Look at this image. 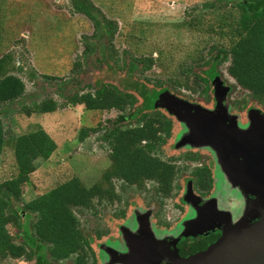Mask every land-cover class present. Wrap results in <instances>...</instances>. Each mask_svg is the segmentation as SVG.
<instances>
[{"label": "rangeland", "instance_id": "374dc122", "mask_svg": "<svg viewBox=\"0 0 264 264\" xmlns=\"http://www.w3.org/2000/svg\"><path fill=\"white\" fill-rule=\"evenodd\" d=\"M72 1L0 0V58L8 56V66L25 83L24 94L1 112L5 132L7 136L21 134L40 126L57 142L50 158L36 159L37 168L30 175V183L23 187L21 198L13 200L12 206L20 210L23 202L73 176H78L86 186L101 183L105 188L112 183L119 197L94 199L93 207H76L72 211L89 240L86 250L91 253L90 264H130L127 260L112 259L127 253L123 248L125 235L131 234L135 241L139 238L136 230H141L155 238L143 243L159 244L174 234L180 224L188 222L183 221L189 214L185 212L189 201L183 198L187 181L194 180L195 194L203 192L194 173L197 168L206 166L210 173L208 197L219 195L220 204L224 199L233 216L235 209L242 207L245 195L218 169L212 149L187 138L185 122L164 106L165 91L202 107L210 108L216 102L212 86L202 91L203 83L192 81V73L185 72V68L194 60H201L202 55L208 56L206 43L218 38L221 30H226V34L238 26L240 11L236 0H91L118 26L111 39H99L92 37V21L75 12ZM220 40L227 41L224 37ZM87 43L93 48L84 53ZM150 56L154 61L147 68L136 61ZM132 61L137 66L129 69ZM228 64L226 60L217 66L220 78L231 86L222 103L235 115L240 112L244 116L247 107L264 114V101L253 100L249 91L236 83L227 71ZM100 83H113L133 92L137 109L147 104L171 119L170 136L156 152L179 169L169 194L157 192L155 180H145L140 187L125 184L122 188L121 180L113 178L109 182L104 178L111 161L109 144L102 135L112 127L108 120L119 113L117 110H86L83 105H68L30 116L21 111L22 106L44 98L62 104L65 98L93 91ZM240 116L237 115L239 121ZM85 127L97 129L80 140ZM15 172L13 151L5 145L0 150V181ZM22 215L23 219L29 215L30 225L36 216L28 210ZM8 228L19 241L18 227L9 224ZM163 234L165 238L159 239ZM72 258L61 264H71ZM30 262L24 258H0V264Z\"/></svg>", "mask_w": 264, "mask_h": 264}, {"label": "trees", "instance_id": "16d2710c", "mask_svg": "<svg viewBox=\"0 0 264 264\" xmlns=\"http://www.w3.org/2000/svg\"><path fill=\"white\" fill-rule=\"evenodd\" d=\"M72 6L75 12L84 14L92 21L93 38L111 39L116 33V22L107 18L91 0H73ZM235 6L240 11L238 26L226 34H223L226 30H221L218 38L209 40L206 43L208 56L202 55L201 60H194L185 68V72L192 73V81L202 82V91L205 92L209 86L213 87V80L218 76L217 66L228 60L227 71L236 83L248 90L253 100L263 102L264 0H236ZM221 37L227 41L220 40ZM92 48V44L87 43L84 53ZM7 58H0V150L5 145L11 147L16 172L0 181V258L24 257L32 261L30 264H61L74 255V264H88L91 253L86 246L90 245L89 240L80 230L79 219L72 210L76 207H93L94 199L101 201L119 195L115 193L112 183L105 188L101 183L86 186L78 176H73L23 202L22 209L13 208V200H19L23 187L30 183V175L37 168L36 159L50 158L57 148V142L40 126L32 131L7 136L1 112L25 92L23 79L12 72ZM136 61L147 68L154 58L140 57ZM136 66L132 61L128 68L134 69ZM136 102L137 97L133 92L120 89L113 83H100L93 91L87 90L65 98L62 104L53 98H44L22 106L21 111L30 116L33 113L53 112L68 105H83L86 110H117L119 113L108 120L112 127L102 135L109 144L111 161L104 178L109 182L113 178L121 180L122 188L125 184L140 187L145 180H155L156 191L169 194L179 169L173 161L164 160L156 152L170 136L171 119L159 108L147 104L137 109ZM96 129L82 128L80 140ZM197 174L200 186H211L212 179L207 170H199ZM24 210L36 214L31 225L28 223L29 215L23 219ZM9 224L18 227L19 241L10 233Z\"/></svg>", "mask_w": 264, "mask_h": 264}, {"label": "water", "instance_id": "95a60500", "mask_svg": "<svg viewBox=\"0 0 264 264\" xmlns=\"http://www.w3.org/2000/svg\"><path fill=\"white\" fill-rule=\"evenodd\" d=\"M213 87L217 102L222 103L230 86L224 84L218 75L213 80ZM165 95L164 106L168 107L179 120L185 122L188 128L186 137L197 141L202 146L211 147L217 154L223 171L229 175L234 184L240 183L233 179L234 175H239L243 183L242 191L245 194L257 195L258 199L261 197L260 205H257L261 210L257 211L253 205L255 211L261 216L252 222L245 220L246 218L239 220L231 228L226 229L221 237L205 250L186 257H180L176 252L165 253L161 259L166 256L172 257L169 264H264V202L262 200L264 173L261 169L264 159V131L259 130L260 125H264V114L258 109H250L249 116L252 120L250 128L240 131L237 135H232L222 128L217 118L208 115V110L199 104H192L168 91H165ZM232 118L236 117L232 116ZM236 159L239 166L244 168L239 173H235L232 166V162L234 160L236 162ZM187 188L184 198L196 204L193 199H198V195L193 193L190 184ZM215 199L211 197L208 202ZM125 239L128 251L120 256L123 260L130 259L131 262L135 260L136 264L139 262L150 264L152 262L145 260V256L151 257L159 250L162 253L157 243L140 242L136 244L130 234L125 235Z\"/></svg>", "mask_w": 264, "mask_h": 264}, {"label": "flooded vegetation", "instance_id": "af4514ba", "mask_svg": "<svg viewBox=\"0 0 264 264\" xmlns=\"http://www.w3.org/2000/svg\"><path fill=\"white\" fill-rule=\"evenodd\" d=\"M224 84H225V82H224ZM230 89H231V86H230ZM212 92L214 93V87H212ZM203 108L208 110L207 111L208 115L217 118V120L220 122L222 128L229 134L237 135V133H240V131L250 128V126L252 125V120L249 116L250 115L249 111L251 108H248V107L245 108L244 116L240 112L239 113L241 114V116L239 113L237 114L238 116L241 117V121H239V119H237V115L234 114L235 111H232V112L228 111V106L226 103L225 104L224 103H218L216 100L215 103L210 105V108L209 107H203ZM204 113H205V111H204ZM207 113H205V114H207ZM232 116H235L236 118L233 119ZM259 130L264 131V125L261 124L259 127ZM207 147H209V146H207ZM209 148L212 149L211 147H209ZM212 151L214 153V156L217 158V154L215 153V151L213 149H212ZM217 165H218V169L221 168V170L223 171L219 159H217ZM232 166H233V169L236 171L235 173H239V172H241V170L244 169V168L242 169V167L239 166L237 159H236V162H235V160H234V162H232ZM205 167L206 166H204L203 168H197L194 171L197 178H198L197 171L207 170V168H205ZM261 169H262V172L264 173V159L262 160ZM234 176H235L233 178L234 181L236 179V180H238V183L240 182L239 184H236V185L240 186L241 190H243V187H242L243 183H241V181H240V179H241V178H239L240 176L239 175H234ZM226 177L232 181V179L229 177L228 174L226 175ZM187 183L188 184H186V188H185L184 193L187 192V190H188L187 187L189 186V184L193 190L194 180L192 181V179H189L187 181ZM201 189H202L201 191H203V192L199 193L200 195L198 194L199 198L193 199L196 202V204L193 201L192 202L189 201V205H188L189 207L186 206L185 212H186V214L187 213H189V214L187 215L186 218L183 219V221L186 220L188 222H185L184 225L182 224L183 226L180 224L178 230L174 234H171V236H168V238H166L164 242L159 243V248L161 249L162 253H160L159 252L160 250H159L157 252V254H154L151 257H149V256L144 257L145 260L152 262L150 264H153L154 262L157 264H169L172 261V257L166 256L163 259H161V257L165 253L176 252L180 257H186V256H189L191 254L197 253L199 251L205 250L211 244L216 242L221 237V235L223 234V232L226 229H228L229 227L231 228V226L236 224L239 220L246 218L245 220L252 222V221L258 220L261 216L260 213H257V211L261 210L257 206V205H260L259 203H260L261 197L258 199L256 197L257 195L250 194V193L245 194L242 191V193L245 195L243 197L242 207L241 208L238 207L237 209H235L234 216H233V213L231 212V210H229L226 207L224 199H222L223 204H220L219 200L217 199L218 197H220L219 195L218 196L217 195H215V196L211 195L209 197L207 196L206 192L209 190V187L203 188L201 186ZM212 196H214L216 199L210 200L208 202V200ZM183 198H184V196H183ZM262 200L264 202V195L262 197ZM190 202H191V204H190ZM249 204H250V206H248ZM253 205H255V208L257 211H255V209L253 208ZM198 211L200 213L199 215H198ZM229 219H231L230 222H228ZM190 220H192V221H190ZM183 221L180 223H183ZM127 231H129V230H127ZM136 231H137L136 238L139 237L138 239L135 240L136 244L139 243L138 241H141L143 243L145 241H150L152 239H155L152 236V234L147 235L144 231L143 232L141 230H139V231L136 230ZM185 231H186V234H185ZM164 235L165 234H163L159 239L165 238ZM98 237H99V235H98ZM131 239H133L132 236H131ZM153 244H155V243H153ZM123 248L128 251L126 241L123 242ZM110 253L112 255L113 253H115V251L113 250ZM70 257L75 258V256H73V255ZM20 258H24V257H20ZM112 259H113V261L122 260L120 255H116V259L115 258H112ZM127 261H129L130 264L133 262H134L133 264H136L135 260L133 262H131L130 259H128ZM71 264H74L73 258H72ZM88 264H90V263H88ZM139 264H148V263L139 262Z\"/></svg>", "mask_w": 264, "mask_h": 264}]
</instances>
